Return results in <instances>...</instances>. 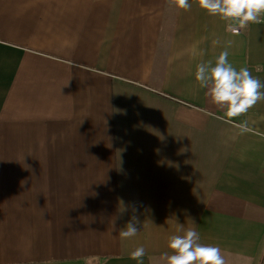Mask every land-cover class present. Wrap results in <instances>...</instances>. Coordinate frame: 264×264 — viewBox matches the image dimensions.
<instances>
[{"label": "crops", "instance_id": "1", "mask_svg": "<svg viewBox=\"0 0 264 264\" xmlns=\"http://www.w3.org/2000/svg\"><path fill=\"white\" fill-rule=\"evenodd\" d=\"M189 2L0 0V264H157L189 228L264 264V101L229 121L195 79L231 41L264 83V15Z\"/></svg>", "mask_w": 264, "mask_h": 264}, {"label": "clouds", "instance_id": "2", "mask_svg": "<svg viewBox=\"0 0 264 264\" xmlns=\"http://www.w3.org/2000/svg\"><path fill=\"white\" fill-rule=\"evenodd\" d=\"M175 7L188 11L192 5L189 0H170ZM199 7L211 16H218L228 23L226 30L233 35H240L241 30L250 24L261 23L264 15V0H198ZM214 45L219 41H214ZM229 41L224 50L212 61L197 65L195 79L201 88L206 89L210 102L224 111L229 121L246 114L258 102L264 101V83L252 75L248 67L237 70L229 61ZM256 72L262 71L259 66ZM240 132L251 131L247 122L236 125ZM138 217L133 215L119 231V237L129 239L137 235ZM168 252L163 253L157 264H227L222 250L218 246L200 243V236L193 228L184 231L183 235H172L168 240ZM145 249L141 246L130 253L133 260L143 264Z\"/></svg>", "mask_w": 264, "mask_h": 264}]
</instances>
